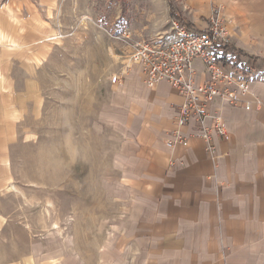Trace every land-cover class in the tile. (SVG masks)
<instances>
[{
	"label": "rangeland",
	"instance_id": "1",
	"mask_svg": "<svg viewBox=\"0 0 264 264\" xmlns=\"http://www.w3.org/2000/svg\"><path fill=\"white\" fill-rule=\"evenodd\" d=\"M12 2L0 38V264H100L125 233L134 173L112 79L124 82L139 43L174 41L166 7L198 31L193 13L185 0H56L27 32Z\"/></svg>",
	"mask_w": 264,
	"mask_h": 264
},
{
	"label": "crops",
	"instance_id": "2",
	"mask_svg": "<svg viewBox=\"0 0 264 264\" xmlns=\"http://www.w3.org/2000/svg\"><path fill=\"white\" fill-rule=\"evenodd\" d=\"M185 1L194 30L206 27L200 17L217 13L228 43L259 58L256 64L242 61L250 64L249 93L237 106L220 98L210 104L209 113L218 114L228 139L212 134L214 153L208 155L195 135V121L176 125L183 99L169 83L150 89L138 68L123 74L120 122L133 152L131 202L125 233L115 246L100 249V264H264V56H258L264 55V0H201L203 13ZM55 2L12 4L25 13L29 32L38 29L40 7L48 11ZM162 12L169 15V7ZM0 38L9 39L6 0H0ZM193 66L195 83L207 82L203 62L197 59ZM254 99L262 103L259 110ZM171 133L185 137L186 145L168 146ZM1 167L0 181L6 178L5 161ZM127 250L131 260L123 256Z\"/></svg>",
	"mask_w": 264,
	"mask_h": 264
},
{
	"label": "built area",
	"instance_id": "3",
	"mask_svg": "<svg viewBox=\"0 0 264 264\" xmlns=\"http://www.w3.org/2000/svg\"><path fill=\"white\" fill-rule=\"evenodd\" d=\"M176 37L171 43L148 44L139 43L130 55L126 69L136 67L144 77L146 86L152 89L157 83L165 81L176 90L183 99V104L176 111V125L180 128L195 121V135L205 143L208 155H213L212 134L228 139L222 120L218 114L209 113L210 104L220 98L228 106H237L239 97L249 93V85L245 75L237 67L224 69L215 59L218 48L228 43V30L217 13L211 15L204 30L193 31L186 26H175ZM201 60L208 81L196 84L194 62ZM122 77L114 76L113 84L122 85ZM257 110L261 107L260 100L254 99ZM246 110L250 104L244 105ZM210 120L211 125H206ZM173 144L186 145V138L171 133Z\"/></svg>",
	"mask_w": 264,
	"mask_h": 264
},
{
	"label": "trees",
	"instance_id": "4",
	"mask_svg": "<svg viewBox=\"0 0 264 264\" xmlns=\"http://www.w3.org/2000/svg\"><path fill=\"white\" fill-rule=\"evenodd\" d=\"M169 15L172 22L177 23L179 26L184 25V20L175 14L174 8L172 5H169ZM219 53L216 55L217 62L224 68L228 69L229 67H237L240 70H244L243 58L249 59L251 63L256 64L259 58H255L247 55L244 51L236 49L233 45L227 43L218 48ZM249 68L246 71H243L244 75H247Z\"/></svg>",
	"mask_w": 264,
	"mask_h": 264
}]
</instances>
